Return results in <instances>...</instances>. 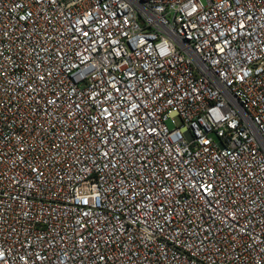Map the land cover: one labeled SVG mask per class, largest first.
Wrapping results in <instances>:
<instances>
[{
    "label": "built area",
    "instance_id": "2783aa9c",
    "mask_svg": "<svg viewBox=\"0 0 264 264\" xmlns=\"http://www.w3.org/2000/svg\"><path fill=\"white\" fill-rule=\"evenodd\" d=\"M0 264H264V0H0Z\"/></svg>",
    "mask_w": 264,
    "mask_h": 264
}]
</instances>
